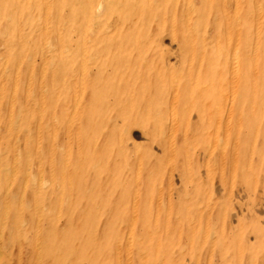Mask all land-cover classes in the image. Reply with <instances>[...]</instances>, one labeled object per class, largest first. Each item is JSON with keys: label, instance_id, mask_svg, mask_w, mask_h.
I'll list each match as a JSON object with an SVG mask.
<instances>
[{"label": "rangeland", "instance_id": "obj_1", "mask_svg": "<svg viewBox=\"0 0 264 264\" xmlns=\"http://www.w3.org/2000/svg\"><path fill=\"white\" fill-rule=\"evenodd\" d=\"M63 1L58 7V0H20L18 3L17 0H0V55L3 54L0 56V153L4 150L0 154V163H3L0 166L4 167L6 164L8 168L6 173L11 172L2 175L3 167L0 169V249L5 255L8 254L9 259L4 264H56L57 259L60 257L62 259L63 256L70 259L69 262L62 260V264H264V123H257L255 119L256 110L261 109L262 112L264 108V102L262 103L264 28L257 39L258 52L254 57L247 56L249 45L245 43L246 41L235 37V34L239 36V32L231 34L232 44L228 45L229 34L226 29L229 25L247 28L249 27L247 23L254 25L255 30L260 29L264 26V9L255 14V0H152L154 3L145 0V4L144 0ZM186 1H191L192 9L183 6ZM259 1L264 0H257ZM85 2L87 4L89 2L90 8L84 7ZM132 2L133 12L130 5ZM235 2L239 4L237 14ZM178 5H181L180 8ZM98 8L103 10L96 11ZM84 13L85 17L91 16L86 19ZM93 13L97 14L96 17ZM188 13L189 20H199L198 32L195 33L205 36V39L201 36L194 37L193 42L198 47V56L196 58L193 54L189 55V59L192 60L190 66H188L190 62L187 65L179 57L182 52H188L182 49L184 27L189 23ZM217 13L222 17H217ZM234 14L238 18L234 17ZM146 15L150 18L148 19ZM81 17L85 18V22ZM233 17L238 20L232 22ZM239 17L242 19L237 24ZM34 22H37V25ZM135 34L144 39L143 42L142 40L139 43L133 42V53L140 54L142 51L137 60L144 61L145 64L148 63V67H152L156 56L160 58L157 60V64L160 61V68L153 70L156 75L159 74L157 75L159 80L162 78L160 81L163 83L160 82V85L156 82L158 80L156 75L155 81L151 75L144 73L143 65L133 63L129 77L131 83L124 84V81L113 73L112 65L107 62L105 51L109 45L115 42H119L120 45L122 38ZM91 35L93 36L90 38ZM6 40L12 43L9 41L5 43ZM218 41L224 46L221 59L225 61V69L222 73L228 72L233 65L230 63H234L231 62L233 58L229 56L234 42L239 43V55L234 64L244 71L247 70L245 64L249 68L246 71L248 81L241 83L237 80L239 83L237 87L240 89L235 93H232L230 88L232 82L231 84L227 82L226 85L222 83L217 89L211 86L216 74L215 70L207 71L205 54L213 51ZM9 44H12L13 48ZM117 47L115 48L118 52L117 57L110 60L111 64L113 61L122 63L119 61L123 52L121 53V46L118 49ZM143 57L144 59H141ZM46 60L50 61L49 64ZM188 67L190 74L198 77V80H190L194 84L191 86L193 95L190 94L191 91L190 93L187 91L184 98L189 103L186 108L187 114H183L179 109L185 108V105L182 104L180 107L175 103L170 92L174 87L166 86L164 80L167 81L170 75L176 74L177 77H181V84H184L186 80L189 81L187 78L189 73L187 76L184 74ZM97 69L99 71H96ZM133 74L139 75L143 83L135 82ZM53 75L58 78L52 86ZM112 76L113 78H109ZM222 78L228 79L229 75ZM251 84L255 86L254 91L246 88ZM61 86L66 88L61 90L63 88ZM183 87L178 88L177 94H186L181 92ZM226 88L231 89V92ZM204 90L205 92H202ZM144 91H147L146 94ZM201 93L208 95L207 100ZM199 96L205 101H199ZM258 97L261 99L260 104L256 101ZM170 98L174 102L169 103L172 101ZM176 102L179 101L176 99ZM121 103L123 105H120ZM66 105L68 110L70 108L69 112L71 111L67 117L63 112ZM87 107H90V110H86ZM262 115L264 118V113ZM67 119L72 120L69 122ZM23 170L27 172L31 182L25 181ZM14 172L13 178L11 174ZM114 175L118 178L122 176L121 182L112 181ZM74 176L76 177L73 178ZM77 178L81 182L76 181ZM22 180L26 182L25 187ZM77 183L83 185V189L80 186L82 190L76 187ZM97 191L101 194L99 195ZM89 212L92 213L88 215ZM82 221H85V225L93 231L88 229L87 233L84 232ZM19 231L23 236L18 234ZM88 232H91L90 236ZM77 239L80 241L77 242ZM66 242L72 245L68 243V247ZM88 243H92L90 248L87 246ZM100 247L102 250L97 252L94 258H88L86 261L81 258L76 262L79 252H94L97 248L100 250ZM53 250L55 252H52ZM18 257H23V260L18 262Z\"/></svg>", "mask_w": 264, "mask_h": 264}, {"label": "bare ground", "instance_id": "obj_2", "mask_svg": "<svg viewBox=\"0 0 264 264\" xmlns=\"http://www.w3.org/2000/svg\"><path fill=\"white\" fill-rule=\"evenodd\" d=\"M20 0H17V3L19 2ZM25 1V0H24ZM30 1V0H29ZM47 1H49V0H47ZM65 1V0H64ZM63 1V2H64ZM87 1V0H86ZM90 1V0H89ZM96 1V0H95ZM140 1V0H139ZM150 1V0H149ZM154 1V0H153ZM152 0L150 1L151 3L153 2ZM163 1V0H162ZM168 1V0H167ZM176 1V0H175ZM194 1V0H193ZM203 1H206V0H203ZM203 1H202V6H204V3H203ZM235 1V0H234ZM238 1V0H237ZM256 2H254V9H255V14L257 13V14H259V11H261V10H263L264 9V1H259V2H257V0H255ZM39 2V1H38ZM38 2H37V4H38ZM62 2V0H58V7H59V4ZM72 2H73V0H72ZM81 2V1H80ZM149 2V3H150ZM156 2V1H155ZM166 2V1H165ZM174 1H172V3H173ZM23 3V2H22ZM30 3V2H29ZM78 3V2H77ZM95 3V2H94ZM140 4L139 2H136V4ZM148 3V2H147ZM154 3V2H153ZM171 3V4H172ZM175 3V2H174ZM208 3V2H207ZM206 3V4H207ZM234 3V2H233ZM236 4V6H234L235 7V14H237V8H238V2H235ZM253 3V2H252ZM16 4V3H15ZM25 4V3H24ZM80 4V3H79ZM88 4H89V2H88ZM88 4L85 2V5H84V7H87V8H90L89 6H88ZM144 4H145V0H144ZM1 5V4H0ZM11 5V4H10ZM14 5V4H13ZM12 5V6H13ZM36 5V4H35ZM46 5H48V3H46ZM120 6H121V4H119ZM130 5H132V12H133V2L130 4ZM141 5H142V3H141ZM165 5H166V3H165ZM170 5V4H169ZM168 5V6H169ZM195 5V4H194ZM227 5V4H226ZM5 6V5H4ZM25 6V5H24ZM32 5H31V3H30V6L29 7H31ZM36 6H38V5H36ZM82 6V5H81ZM98 6V5H97ZM100 6H101V4H100ZM153 6V5H152ZM179 6V8H180V6L181 5H178ZM183 6H186L187 8L186 9H189V8H191L192 7V4H191V1H186V4H184ZM14 7V6H13ZM12 7V8H13ZM15 7H16V5H15ZM14 7V8H15ZM35 7V6H34ZM42 6H39V8H41ZM80 6H78V8H79ZM119 7V6H118ZM147 7H149L148 5H147ZM146 7V8H147ZM9 8V7H8ZM25 8V7H24ZM36 8H38V7H36ZM44 8V7H43ZM47 8V7H46ZM56 8V7H55ZM70 8H72V6H70ZM69 8V9H70ZM175 8H177V6H175ZM178 8V9H179ZM208 8H209V6H208ZM222 8H224V7H222ZM17 9V8H16ZM30 9V8H29ZM149 10H150V8H148ZM152 9H153V7H152ZM167 9V8H166ZM170 9V8H169ZM169 9H168V12H169ZM177 9V10H178ZM183 9H184V7H183ZM192 9V8H191ZM207 9V8H206ZM2 10V9H1ZM10 10V9H9ZM18 10V9H17ZM26 10H28V9H26ZM71 10V9H70ZM81 10V9H80ZM96 11L97 10H100V8H98V9H95ZM103 9H101L100 11H102ZM148 10V11H149ZM173 10V9H172ZM176 10V9H175ZM176 10V11H177ZM19 11V10H18ZM22 11V10H21ZM31 11H32V9H31ZM84 11V10H83ZM99 11V12H100ZM143 11H145V10H143ZM146 11H147V9H146ZM179 11V10H178ZM183 11V10H182ZM185 11V10H184ZM188 11V10H187ZM223 11V10H222ZM1 12V11H0ZM49 12V11H48ZM82 12V11H81ZM85 12V11H84ZM120 12H121V10H120ZM128 12H130V11H128ZM140 13H141V11H139ZM153 12V11H152ZM186 12V11H185ZM254 12V11H253ZM263 12V11H262ZM18 13V12H17ZM22 13V12H21ZM94 13H96V12H94ZM93 13V14H94ZM98 13V12H97ZM144 13V12H143ZM146 13V12H145ZM147 13H149V12H147ZM183 13V12H182ZM24 14V13H23ZM22 14V15H23ZM37 14V13H36ZM53 14V13H52ZM61 14V13H60ZM81 14V13H80ZM85 14L86 13H84V17H85ZM90 14H91V12H90ZM101 14V13H100ZM133 14V13H132ZM152 14V13H151ZM150 14V15H151ZM162 14V13H161ZM163 14H164V12H163ZM167 14V13H166ZM174 14V13H173ZM185 14V13H184ZM187 14V13H186ZM189 14V13H188ZM234 14V15H235ZM8 15H11V14H8ZM35 15V14H34ZM95 15V14H94ZM97 15V14H96ZM96 15H95V17H96ZM99 15V14H98ZM110 15V14H109ZM128 15H129V13H128ZM148 15V14H147ZM147 15H146V17H147ZM21 16V15H20ZM25 16H26V14H25ZM28 16V15H27ZM42 16H43V14H42ZM48 16L50 17V15L48 14ZM61 16V15H60ZM82 16V15H81ZM91 16V15H90ZM90 16H87V17H85L86 19H88V17H90ZM100 16V15H99ZM129 16H131V15H129ZM169 16V14L167 15V17ZM171 16V15H170ZM219 16V13H217V17ZM264 16V15H263ZM11 17V16H10ZM39 17V16H38ZM63 17V16H62ZM108 17V16H107ZM185 17V16H184ZM187 17H188V19H187ZM187 17H185L187 20H189V18H190V14H189V16H187ZM219 17H222V15L221 16H219ZM234 17H236V18H238L236 15L234 16ZM233 17V18H234ZM245 16H243V18H244ZM255 17V16H254ZM259 17V16H258ZM18 18V17H17ZM20 18V17H19ZM23 18H24V16H23ZM43 18V17H42ZM41 18V19H42ZM46 18V17H45ZM48 18V17H47ZM82 18V17H81ZM84 18V19H85ZM148 19L150 18V17H147ZM152 18H153V16H152ZM160 18V17H159ZM170 18V17H169ZM174 18H176V16L174 17ZM1 19H2V17H1ZM7 19V18H6ZM26 19V18H25ZM24 19V20H25ZM56 19V18H55ZM58 19V18H57ZM56 19V20H57ZM78 19V18H77ZM76 19V20H77ZM83 19V18H82ZM84 19H83V21H84ZM144 19H145V17H144ZM155 19V18H154ZM154 19H152V20H154ZM163 19V18H162ZM178 19V18H177ZM242 19V18H241ZM240 17H239V21H236V23L238 22V23H240ZM246 19H247V17H246ZM246 19H243V20H245L246 21ZM8 20V19H7ZM23 20V21H24ZM37 20V19H36ZM46 20V19H45ZM44 20V21H45ZM56 20H55V22H56ZM134 20V19H133ZM158 20V19H157ZM160 20H161V18H160ZM171 20V19H170ZM186 20V21H187ZM223 20V19H222ZM235 20H238V19H235L234 18V20L232 19V22H235ZM255 20V19H254ZM20 21V20H19ZM40 21V20H39ZM42 21V20H41ZM48 21V20H47ZM47 21H46V23H47ZM53 21V20H52ZM52 21H51V23H52ZM61 21H63L62 19H61ZM162 21V20H161ZM249 21V20H248ZM248 21H246V22H248ZM256 21H258V20H256ZM260 21V20H259ZM10 22V21H9ZM50 22V21H49ZM54 22V21H53ZM85 22V21H84ZM89 22V21H88ZM177 22V21H176ZM199 22V20H189V23L187 24V25H185L186 27H184L185 28V31L183 32V34H184V36H183V38L184 39H182V43L184 44L183 45V48L182 49H184V50H186V51H188V52H182V55H180L179 57L181 58V60H182V62L183 63H186L187 65H188V63L190 62V64L188 65V66H190L191 65V63H192V60H190L189 59V55L191 56L192 54L197 58V56H198V47L196 46V44L193 42V39H194V37L196 38V37H200L201 35H197L195 32H198L197 31V23ZM221 22V21H220ZM224 22V21H223ZM225 22H227V19H226V21ZM231 22V23H232ZM21 23V22H20ZM35 23V22H34ZM41 23V22H40ZM51 23H49V24H51ZM146 23V22H145ZM157 23H158V21H157ZM161 23V22H160ZM175 23V22H174ZM179 23H181V22H179ZM184 23V22H183ZM230 23V22H229ZM237 23V24H238ZM255 23V22H254ZM260 23V22H259ZM22 24V23H21ZM20 24V25H21ZM42 24V23H41ZM56 24H57V22H56ZM60 24V23H59ZM89 24V23H88ZM106 24V23H105ZM151 24V23H150ZM149 24V25H150ZM162 24V23H161ZM184 24H186V23H184ZM183 24V25H184ZM227 24V23H226ZM235 24V23H234ZM236 24V25H237ZM1 25H2V23H1ZM16 25H17V23H16ZM23 25V24H22ZM21 25V26H22ZM35 25H37V22L35 23ZM63 25V24H62ZM61 25V26H62ZM85 25V24H84ZM83 25V26H84ZM94 25V24H93ZM93 25H91V26H93ZM148 25V24H147ZM158 25V24H157ZM182 25V24H181ZM208 25V24H207ZM206 25V26H207ZM229 25V24H228ZM227 25V26H228ZM247 25H249V27H247V28H243L242 26H235V25H229V27H227L226 29H227V33L229 34V40H228V45H230V44H232L231 42H232V40H233V38H232V36H231V34L232 33H237V32H239L240 34H239V36H238V34H235L236 36L235 37H237V38H239V39H243V40H245L246 42V44L247 45H249V51H248V55L247 56H250V55H253V57H254V55H256V53L258 52V44H257V39L259 38V36L261 35V29H263L264 28V26L263 27H261L260 29H258V30H255L254 29V25H252L251 23H247ZM260 25V24H259ZM12 26V25H11ZM25 26H27V24L25 25ZM33 26V25H32ZM39 26V25H38ZM38 26H36V27H38ZM49 26V25H48ZM56 26V25H55ZM100 26V25H99ZM104 26V25H103ZM170 26V25H169ZM4 27H5V25H4ZM10 27V26H9ZM30 27V26H29ZM28 27V28H29ZM36 27H35V29H36ZM51 27V26H50ZM50 27H48V28H50ZM114 27V26H113ZM148 26H146V28H147ZM158 27H160V26H158ZM209 27V26H208ZM11 28V27H10ZM43 28V27H42ZM59 28V27H58ZM88 28V27H87ZM95 28V27H94ZM137 28V27H136ZM170 28V27H169ZM172 28V27H171ZM243 28V29H242ZM256 28V27H255ZM22 29V28H21ZM98 29V28H97ZM111 29V28H110ZM148 30H149V28H147ZM146 29V31H148ZM8 30V29H7ZM6 30V31H7ZM31 30V29H30ZM39 30H40V28H39ZM48 30V29H47ZM87 30V29H86ZM109 30V29H108ZM136 30V29H135ZM49 31V30H48ZM58 31H59V29H58ZM61 31V30H60ZM85 31V29H83V32ZM99 31V30H98ZM104 31H105V29H104ZM82 32V33H83ZM87 32V31H86ZM108 32V31H107ZM138 32V31H137ZM170 32V31H169ZM172 32V31H171ZM10 33V32H9ZM20 33H21V31H20ZM106 33V32H105ZM104 33V34H105ZM112 33V32H111ZM111 33H109V34H111ZM146 33V32H145ZM226 33V34H227ZM1 34H3V33H1ZM24 34V33H23ZM30 34H32V33H30ZM38 34H39V32H38ZM40 34H41V32H40ZM49 34V33H48ZM77 34V33H76ZM79 34V33H78ZM84 34V33H83ZM82 34V35H83ZM103 34V33H102ZM209 34V33H208ZM13 35V34H12ZM21 35V34H20ZM61 35V34H60ZM59 35V36H60ZM86 35V34H85ZM84 35V36H85ZM107 35V34H106ZM137 35L138 34H135L134 36L133 35H127L124 39L122 38L121 39V42H120V45H119V42H115V43H113V44H110L109 45V48H107V50L105 51V53L107 54V62H108V64L109 65H112V67H113V69H112V71H113V73H115V74H117V76H119L123 81H124V84L125 83H129L130 82V80H131V78H129L130 76H131V71H130V69L131 68H133V65L131 64V63H133L134 65H143L144 66V73L145 74H149V75H151L152 76V78L153 79H155V81L157 80L156 79V77L158 78V76L157 75H159V74H157L156 75V73H154V71L153 70H155V69H159L160 68V65H159V62L160 61H158V64H157V60H159L160 58H158L159 56H156V58H155V63H153L152 65V67L151 66H149V67H151V68H149L148 66H147V64L148 63H146L145 64V62L144 61H141V60H137V59H139L140 58V54H141V52L142 51H140V54H134L133 53V42L135 43H139V41H141V42H143L144 41V39L143 38H139V37H137ZM145 35V34H144ZM206 35V34H205ZM2 36V35H1ZM5 36V35H4ZM28 36V35H27ZM46 36V35H45ZM93 35H91L90 36V38L92 37ZM140 36V35H139ZM210 36H212V35H210ZM32 37V36H31ZM61 37V36H60ZM89 37V36H88ZM147 37H149V36H147ZM205 36H201V38L202 39H205L204 38ZM228 37V36H227ZM3 38V37H2ZM33 38V37H32ZM31 38V39H32ZM41 38V37H40ZM87 38V37H86ZM236 38V39H237ZM23 39H24V37H23ZM149 39V38H148ZM154 39V38H153ZM201 39V40H202ZM228 39V38H227ZM21 40H22V38H21ZM43 40H45V39H43ZM81 40H82V37H81ZM149 40H151V39H149ZM9 40H6L5 41V43H7ZM40 41V40H39ZM41 41H42V39H41ZM46 41H48V40H46ZM60 41V40H59ZM87 41V40H86ZM205 40H203V42H204ZM9 42H11V41H9ZM8 42V43H9ZM25 42V41H24ZM49 42V41H48ZM84 42V41H83ZM147 42H148V40H147ZM12 43V42H11ZM42 43V42H41ZM44 43V42H43ZM82 43V42H81ZM90 43V42H89ZM18 44V43H17ZM39 44V43H38ZM149 44V43H148ZM150 44H152V42L150 43ZM149 44V45H150ZM6 45V44H5ZM10 45H12V44H9V46ZM45 45V44H44ZM84 45V44H83ZM134 45H136V44H134ZM155 45H156V43H155ZM239 43H235L234 42V44H233V47H232V49H231V55H229L230 57H232L233 59H232V61L231 62H234L235 63V60L237 59V57H238V55H239ZM8 46V45H7ZM26 46V45H25ZM41 46V45H40ZM50 46V45H49ZM57 46V45H56ZM116 46H121V49H122V51H121V53L123 52V54H122V59H121V61H119V62H122L121 64L120 63H114V61L112 62V64H111V62H110V60H112V58L113 57H117V51L115 50V48H116ZM223 45L221 44V42H216V44H215V49L213 50V51H211L210 53H208V54H205L206 55V58H207V60H206V65H207V71H213V70H215L214 71V74H216L215 75V80H212L211 81V83H212V85L211 86H213L214 87V89L216 88L217 89V87L220 85V84H222V83H227V82H229V84H231L230 82H232V85L230 86V88H232V93H235L236 91H238V89H240V88H238L237 86H238V84L239 83H237L239 80V82H241V83H246V81H248V75H247V70L249 69V68H247V65L245 64V66H246V68L245 69H247L246 71H244V69H241L240 68V66H239V68L234 64V63H230V65L231 64H233V65H231V68H229L228 70V72H226L225 74L224 73H222V71L225 69L224 68V63H225V61H222L223 59H221V54L223 53V50H224V46L222 47ZM44 47H46V46H44ZM48 47V46H47ZM89 47V46H88ZM118 47H117V49H118ZM147 47H149L148 45H147ZM155 47V46H154ZM160 47V46H159ZM162 47V46H161ZM12 48H13V45H12ZM54 48V47H53ZM64 48V47H63ZM83 48V47H82ZM81 48V49H82ZM140 48H142V46L140 47ZM158 48V47H157ZM186 48V49H185ZM11 49V48H10ZM38 49H40V47L38 48ZM46 49L47 48H45L44 50L46 51ZM66 49V48H65ZM154 49H156V47L154 48ZM160 49V48H159ZM181 49V50H182ZM17 50V49H16ZM35 50V49H34ZM63 50V49H62ZM83 50V49H82ZM120 50V49H119ZM183 50V51H184ZM7 51H9V48H8V50ZM15 51V50H14ZM13 51V52H14ZM78 51V50H77ZM147 51H148V49H147ZM260 51V50H259ZM11 52H12V50H11ZM35 52V51H34ZM44 52V51H43ZM62 52H64V51H62ZM81 52V51H80ZM15 53H17V52H15ZM57 53H58V51H57ZM86 52H84V54H85ZM147 53V52H146ZM9 54H10V51H9ZM13 54V53H12ZM30 54V53H29ZM59 54V53H58ZM81 55H82V53H80ZM120 54V53H119ZM148 54V53H147ZM159 54V53H158ZM23 55V54H22ZM40 55V54H39ZM86 55H87V53H86ZM0 56H3V54L2 55H0ZM6 56V55H5ZM11 56V55H10ZM62 56V55H61ZM65 56V55H64ZM68 56V55H67ZM69 56H70V54H69ZM77 56H80V55H77ZM97 56H99V55H97ZM106 56V55H105ZM161 56V55H160ZM14 57V56H13ZM23 57V56H22ZM21 57V58H22ZM29 57V56H28ZM45 57V56H44ZM43 57V58H44ZM83 57V56H82ZM103 57V56H102ZM259 57H260V54H259ZM259 57H258V59H259ZM16 58V57H15ZM17 58H19L20 59V56H18ZM26 58H27V55H26ZM25 58V59H26ZM66 58V57H65ZM85 58V57H84ZM189 60H188V59ZM4 59H5V57H4ZM4 59H3V61H4ZM13 59V58H12ZM28 59V58H27ZM26 59V60H27ZM30 59V58H29ZM46 59V58H45ZM44 59V60H45ZM64 59V58H63ZM92 59V58H91ZM91 59H90V61H91ZM93 59H95V58H93ZM92 59V60H93ZM99 59V58H98ZM141 59H144V57L143 58H141ZM153 59H154V57H153ZM81 60V59H80ZM83 60V59H82ZM87 60V59H86ZM10 61H12V60H10ZM21 61V60H20ZM47 61V60H46ZM60 61H61V59H60ZM63 61V60H62ZM83 61H85V60H83ZM82 61V62H83ZM87 61H89V60H87ZM86 61V62H87ZM97 61V60H96ZM116 61V60H115ZM146 61H150V60H146ZM154 61V60H153ZM6 62V61H5ZM17 62H18V60H17ZM31 62V61H30ZM41 62V61H40ZM44 62V61H43ZM50 62V61H49ZM49 62L47 61V64H49ZM52 62V61H51ZM142 62H144V64H142ZM262 62H264V58H263V60H262ZM14 63V62H13ZM23 63V62H22ZM25 63V62H24ZM61 63V62H60ZM73 63H74V61H73ZM72 63V64H73ZM85 63V62H84ZM89 63V62H88ZM88 63H86V65H88ZM93 63V62H92ZM91 63V64H92ZM150 63V62H149ZM152 63V62H151ZM259 63V62H258ZM257 63V64H258ZM17 64V63H16ZM19 64H20V62H19ZM68 64H70V63H68ZM79 64V63H78ZM81 64H83V63H81ZM128 64H130V65H128ZM259 64H261V63H259ZM32 65V64H31ZM35 65V64H34ZM43 65V64H42ZM100 65V64H99ZM262 65V64H261ZM21 66V65H20ZM50 66V65H49ZM139 66V67H140ZM38 67V66H37ZM45 67V66H44ZM43 67V68H44ZM71 67V66H70ZM80 67V66H79ZM100 67V66H99ZM262 67V66H261ZM30 68H32V67H30ZM40 68V67H39ZM42 68V67H41ZM60 68V66L58 67V69ZM82 69H84L85 67H81ZM98 68V67H97ZM138 68V67H137ZM251 68V67H250ZM256 68V67H255ZM260 68V66L258 67V69ZM63 69V68H62ZM61 69V70H62ZM66 69V68H65ZM81 69V70H82ZM126 69V70H125ZM136 69V68H135ZM135 69H133V70H135ZM132 70V71H133ZM190 69H189V67L187 68V70L185 71L186 73H184L186 76H187V74L189 75L187 78H188V80L189 81H185V83L184 84H181V82H180V79H181V77L179 78V77H177V75L176 74H173L172 76L170 75V78H168V80L166 81V80H164V84L167 86L168 85V87H170V86H173L174 88H172V89H170V92H171V94H172V96L174 97L173 99L175 100V103H178V106H180V107H182V104H184L185 105V108H182V109H179L178 107H177V109H179L181 112H183V114H187V112H186V108L188 107V101H187V99H185L184 97H186L187 96V93L189 92V91H191V95H193V88L191 87V86H193L194 84H192L191 83V81L190 80H198V77L196 78L195 77V75H193L192 73L190 74V71H189ZM34 71V70H33ZM38 71H40V69L38 70ZM49 70H47V72H48ZM59 71V70H58ZM96 71H99V69H97ZM261 71V70H260ZM60 72V71H59ZM138 72V71H137ZM148 72V73H147ZM150 72H152V73H150ZM159 72V71H158ZM219 72V73H218ZM253 71H251V73H252ZM15 73H17L18 74V72H15ZM62 73V72H61ZM63 73H65V72H63ZM142 73H143V71H142ZM160 73V72H159ZM162 73V72H161ZM160 73V74H161ZM169 74L170 73H172V72H168ZM167 73V74H168ZM254 73V72H253ZM258 73V72H257ZM21 74V73H20ZM42 74H43V71H42ZM42 74H41V76H42ZM45 74V73H44ZM75 74V73H74ZM73 73H72V75H74ZM77 74V73H76ZM97 74L99 75V73L97 72ZM104 74V73H103ZM111 74V73H110ZM139 74V73H138ZM168 74V75H169ZM231 74H233V75H231ZM259 74V73H258ZM262 74H263V71H262ZM261 74V72H260V76L262 75ZM16 75V74H15ZM59 75H63V74H59ZM71 75V74H70ZM72 75H71V77H72ZM87 76L89 75V74H86ZM134 75V74H133ZM136 75V74H135ZM134 75V79L133 80H136L135 82H137V83H141L142 82V78L139 76V75H137V76H135ZM154 75H156V77L154 76ZM229 75V78L227 79V78H222V77H227ZM40 76V77H41ZM54 76V75H53ZM81 76V75H80ZM80 76H79V78H80ZM104 76H105V74H104ZM108 76V75H107ZM106 76V77H107ZM110 76V75H109ZM164 76V75H163ZM179 76V75H178ZM206 76V75H205ZM67 77V76H66ZM69 77V76H68ZM84 77V76H83ZM116 77V76H115ZM145 77H147V76H145ZM144 77V78H145ZM162 77V76H161ZM58 78V76L56 77V76H54V77H52L51 78V81H53L52 83H51V85L53 86L54 85V83H55V81H56V79ZM62 78V77H61ZM82 78V77H81ZM88 78V77H87ZM109 78H113V76L112 77H109ZM117 78V77H116ZM72 79H73V77H72ZM86 79V78H85ZM91 79H92V77H91ZM94 79V78H93ZM108 79V78H107ZM162 78H160V80H161ZM254 79V78H253ZM261 79H262V77H261ZM80 80V79H79ZM95 80V79H94ZM108 80H113V79H108ZM115 80V79H114ZM147 80V79H146ZM146 80H144V81H146ZM159 80V78H158V80L156 81L159 85H160V82H162L163 83V81H160ZM220 80V81H219ZM238 80V81H237ZM259 80V79H258ZM61 81L62 80H60L59 82L61 83ZM69 81V80H68ZM74 81H76V79L74 80ZM105 82H107L106 80H104ZM151 81V80H150ZM154 81V82H155ZM245 81V82H244ZM250 81H251V79H250ZM256 81H257V79H256ZM70 82V81H69ZM91 82V81H90ZM197 82V81H196ZM252 82V81H251ZM4 83V82H3ZM59 83V84H60ZM75 83V82H74ZM104 83V82H103ZM109 83V82H108ZM116 83H117V81H116ZM131 83V82H130ZM129 83V84H130ZM143 83V82H142ZM237 83V84H236ZM2 84V83H1ZM72 84H73V82H72ZM71 84V85H72ZM82 84V83H81ZM89 84V83H88ZM154 84V83H153ZM157 84V86H159ZM228 84V83H227ZM236 84V85H235ZM78 85V84H77ZM87 85V84H86ZM127 85V84H126ZM137 85V84H136ZM145 86H146V83L144 84ZM155 85V84H154ZM196 85V84H195ZM226 85V84H225ZM256 85H257V83H256ZM68 87H69V85H67ZM80 86V85H79ZM108 86V85H107ZM115 86V85H114ZM113 86V87H114ZM131 86V85H130ZM134 86H135V84H134ZM140 86H143V85H140ZM153 86V85H152ZM182 86H184L183 87V89H182V93H186V94H183V95H181V93H178L177 94V92H179V90H178V88H182ZM221 86V85H220ZM247 86V85H246ZM61 87H63V88H61V90L62 89H64V88H66V86H61ZM83 87V86H82ZM82 87H81V89H82ZM86 87V86H85ZM127 87H128V85H127ZM154 87V86H153ZM199 87H200V85H199ZM264 87V86H263ZM52 88V87H51ZM111 88V87H110ZM134 88V87H133ZM145 88V87H144ZM155 88V87H154ZM165 89H166V87H164ZM229 88V87H228ZM228 88H226L227 89V91L228 92H231V89H228ZM243 88V87H242ZM241 88V89H242ZM247 89L249 88V89H252V91H254L253 89L255 88V86H253V84H251V85H248L247 87H246ZM80 89V88H79ZM78 89V90H79ZM113 89V88H112ZM116 89V88H115ZM114 89V90H115ZM127 89V88H126ZM126 89L124 90L125 91V93L127 92L126 91ZM130 89V88H129ZM158 89L159 88H157V92H158ZM263 89V88H262ZM46 90V89H45ZM132 90V89H131ZM147 90H148V88H147ZM161 90V89H160ZM168 90H169V88H168ZM184 90V91H183ZM198 90V89H197ZM44 91V90H43ZM52 91V90H51ZM76 91V90H75ZM142 92H143V90H141ZM151 91V90H150ZM188 91V92H187ZM224 91H226L225 89H224ZM224 91H222V92H224ZM250 91V90H249ZM61 91L59 90V93H60ZM72 92H73V90H72ZM140 92V91H139ZM138 92V93H139ZM145 92V91H144ZM147 92V91H146ZM146 92L144 93V94H146ZM156 92V93H157ZM159 92H161V91H159ZM198 92V91H197ZM202 92H205V90L204 91H202ZM241 92V91H240ZM112 93H113V91H112ZM124 93V92H123ZM132 93V92H131ZM156 93H154V95H156ZM163 93H164V90H163ZM167 95H169L168 93H169V91H168V93L167 92H165ZM250 93V92H249ZM253 93V92H252ZM263 93V95H264V92H262ZM262 93H261V95H262ZM78 94V93H77ZM77 94H75V95H77ZM143 94V95H144ZM150 94H152V93H150ZM165 94V95H166ZM176 94L178 95V97L176 96ZM190 94H188V96L190 95ZM198 94V93H197ZM228 94V93H227ZM243 94H244V92H243ZM66 95H68V94H66ZM127 95V94H126ZM142 94L140 93V96H141ZM148 95H149V93H148ZM153 95V94H152ZM159 95V94H158ZM201 95L207 100V97H208V95H206V93H201ZM237 95V94H236ZM250 95V94H249ZM71 96H73L74 97V95H71ZM114 96V95H113ZM128 96V95H127ZM146 96V95H145ZM230 97H231V95H229ZM228 96V97H229ZM257 96V95H256ZM61 97H63V96H61ZM60 97V98H61ZM65 97V96H64ZM73 97H72V99H73ZM76 97V96H75ZM79 97V96H78ZM144 97V96H143ZM151 97H153V96H151ZM168 97V96H167ZM170 97H171V95H170ZM200 97V96H199ZM264 97V96H263ZM60 98L58 99V100H60ZM125 98V97H124ZM172 98V97H171ZM170 98V99H171ZM202 97H200L199 98V101H205V99L204 98H202ZM225 98H227V97H225ZM234 98V97H233ZM232 98V99H233ZM53 99V98H52ZM79 99V98H78ZM77 99V100H78ZM153 99V98H152ZM176 99L179 101V102H176ZM204 99V100H203ZM209 99V98H208ZM229 99H231V98H229ZM252 99V98H251ZM262 99H264V98H262ZM57 100V101H58ZM64 100H65V98H64ZM172 100V99H171ZM174 100H172V101H168L169 103H172V102H174ZM185 100V101H184ZM227 100H228V98H227ZM236 100H237V98H236ZM81 101H82V99H81ZM138 101H139V99H138ZM143 101H144V98H143ZM150 101H152V100H150ZM234 101V100H233ZM256 101H258L257 103L258 104H260L261 103V99H260V97H258L257 98V100ZM59 102V101H58ZM69 101H67V103H68ZM135 102V101H134ZM146 102V101H145ZM264 102V100L262 101V103ZM50 103V102H49ZM73 103V102H72ZM71 103V104H72ZM120 103V102H119ZM118 103V104H119ZM148 103H149V101H148ZM167 103V102H166ZM203 102H201V104H202ZM229 103V102H228ZM146 104H147V102H146ZM255 104H256V102H255ZM76 105V104H75ZM120 105H123L122 103L120 104ZM119 105V106H120ZM148 105V104H147ZM218 105V104H217ZM69 106V105H68ZM79 106V105H78ZM83 106V105H82ZM127 106V105H126ZM169 106V105H168ZM172 106V105H171ZM233 106V105H232ZM262 106V105H261ZM71 107H73V106H71ZM75 107V106H74ZM129 107V106H128ZM203 107V106H202ZM234 107V106H233ZM79 108V107H78ZM97 108V107H96ZM117 108V107H116ZM122 108V107H121ZM120 108V109H121ZM145 108H146V106H145ZM170 108V107H169ZM169 108H167V110L169 109ZM173 108H174V106H173ZM258 108V107H257ZM71 109H73V108H71ZM84 109V108H83ZM125 109H126V111H128L127 110V108L125 107ZM143 109V108H142ZM149 109V108H148ZM69 110H70V108H69ZM69 110H68V108H67V105H66V107L63 109V112L65 113V115H66V117L68 116V114L69 113H71V111L69 112ZM73 110H75V109H73ZM86 110H90V107H87L86 108ZM93 110V109H92ZM117 110H119V109H117ZM130 110V109H129ZM145 110V109H144ZM171 110V109H170ZM231 110V109H230ZM261 110V109H260ZM260 110H256V115H255V119H257V123H261V124H263L264 123V118H263V113H264V108H263V110H262V112H260ZM76 111H77V109H76ZM139 111V110H138ZM137 111V112H138ZM159 111V110H158ZM177 111V110H176ZM258 111V112H257ZM146 112V111H145ZM171 112H172V110H171ZM170 112V113H171ZM173 112H174V110H173ZM260 112V113H259ZM73 113V112H72ZM95 113V112H94ZM124 113H127V112H124ZM170 113H168L167 112V114H170ZM230 113V112H229ZM257 113H259V114H257ZM262 113V114H261ZM84 114H86V113H84ZM97 114V113H96ZM164 114H166V113H164ZM173 114H176V113H173ZM182 114V113H181ZM183 114H182V116H183ZM88 115V114H87ZM132 115V114H131ZM161 115H162V117H164V115L161 113ZM179 115V114H178ZM126 116H130V115H126ZM125 116V117H126ZM149 116V115H148ZM158 115H156L155 117H157ZM159 116H160V114H159ZM167 116V115H166ZM181 116V117H182ZM187 116V115H186ZM153 117V116H152ZM168 117H169V115H168ZM180 117V118H181ZM55 117H54V115H53V119H54ZM69 118V117H68ZM92 118V117H91ZM127 118V117H126ZM125 118V119H126ZM158 118V117H157ZM176 118V117H175ZM183 118H185V116H183ZM192 118V117H191ZM65 119V118H64ZM150 119V118H149ZM156 119V118H155ZM174 119V118H173ZM177 119V118H176ZM68 120V119H67ZM70 121L72 120V119H69ZM68 120V121H69ZM93 120V119H92ZM147 120H148V118H147ZM175 120V119H174ZM174 120L172 121V122H174ZM53 121H55V120H53ZM69 121V122H70ZM167 121H169V120H167ZM180 121V120H179ZM211 121V120H210ZM14 122V121H13ZM34 122V121H33ZM67 122V121H66ZM68 122V123H69ZM93 122V121H92ZM164 122V121H163ZM162 122V123H163ZM253 122H255V121H253ZM10 124H12V122H9ZM9 123H7V126H9L8 124ZM94 123V122H93ZM166 123V122H165ZM164 123V124H165ZM170 123H171V121H170ZM178 123H181V122H178ZM95 124V123H94ZM167 124V123H166ZM171 124H173V123H171ZM175 124V123H174ZM254 125H255V123H253ZM252 124V125H253ZM71 125V124H70ZM122 125V124H121ZM156 125V124H155ZM157 125H159V124H157ZM163 125V124H162ZM175 126V125H174ZM47 127V126H46ZM120 127V129H121V126H119ZM223 127V126H222ZM15 128V127H14ZM204 128V127H203ZM215 128L216 127H214V130H215ZM239 128V127H238ZM248 128V127H247ZM88 129V128H87ZM122 129H124V128H122ZM171 130H173L172 128H171ZM224 130V129H223ZM248 130V129H247ZM174 131V130H173ZM213 132V131H212ZM221 132V131H220ZM239 132V131H238ZM89 133V132H88ZM230 133V132H229ZM230 135H231V133H230ZM137 136V135H136ZM135 136V137H136ZM239 136V135H238ZM213 137H215V136H213ZM218 138V137H217ZM180 140V139H179ZM210 140V139H209ZM247 140V139H246ZM245 140V141H246ZM212 142V141H211ZM36 143V142H35ZM213 143V142H212ZM236 143V142H235ZM37 144V143H36ZM127 144V143H126ZM231 144V143H230ZM41 145V144H40ZM101 145V144H100ZM209 145V144H208ZM248 145V144H247ZM39 146V145H38ZM252 146V145H251ZM59 148V147H58ZM247 148V147H246ZM249 148V147H248ZM137 149V148H136ZM209 149V148H208ZM250 150V149H249ZM4 151V150H3ZM2 151V152H3ZM172 151V152H171ZM171 151H169V152H171V156H173L172 155V153H173V150H172V147H171ZM235 151V150H234ZM254 151V150H253ZM1 152V153H2ZM68 152V154H69V151H67ZM0 153V154H1ZM166 153V152H165ZM235 153V152H234ZM254 153V152H253ZM164 154V153H163ZM174 154V153H173ZM252 154V153H251ZM137 155V154H136ZM169 155H170V153H169ZM247 155V154H246ZM68 156V155H67ZM251 156V155H250ZM255 156V155H254ZM3 157V156H2ZM1 157V158H2ZM144 157V156H143ZM168 157V156H167ZM64 158V157H63ZM248 158V157H247ZM83 159V158H82ZM161 159V158H160ZM162 159H164V158H162ZM168 159V158H167ZM111 160V159H110ZM170 160V159H169ZM173 160V159H172ZM4 161V160H3ZM160 161V160H159ZM158 161V162H159ZM166 161V160H165ZM208 161V160H207ZM251 161V160H250ZM1 162H2V160H1ZM47 162V161H46ZM5 164V163H4ZM16 164V163H15ZM0 165H3V163L1 164L0 163ZM6 165V164H5ZM4 165V167H6ZM116 165V164H115ZM10 166V165H9ZM8 166V167H9ZM113 167H114V165H112ZM1 167H3V166H0V169H2ZM3 167V169L2 170H4L3 171V173H2V175L3 174H7V173H11L10 171H8L7 173H6V169H8L7 167L6 168H4ZM103 167V166H102ZM101 167V168H102ZM81 169H82V166L80 167ZM10 170H11V167H10ZM14 170V169H13ZM16 170V169H15ZM78 170V169H77ZM83 170H84V168H83ZM100 170V169H99ZM112 170V169H111ZM41 171V170H40ZM81 171V170H80ZM90 171V170H89ZM113 171V170H112ZM119 171V170H118ZM123 171H124V169H123ZM149 171V170H148ZM150 171H152L151 169H150ZM149 171V172H150ZM13 172V171H12ZM15 172H17V171H15ZM15 172L13 173V174H11V175H13V178H14V175H15ZM19 172H21V170L19 171ZM23 172H24V177H25V181H27V180H30V178L28 177V174H27V172L25 171V170H23ZM64 172V171H63ZM83 172V171H82ZM97 172V171H96ZM109 172V171H108ZM107 172V173H108ZM22 173V172H21ZM53 173V172H52ZM113 173V172H112ZM125 173V172H124ZM18 174V173H17ZM20 174V173H19ZM74 174V173H73ZM78 174V173H77ZM90 174V173H89ZM88 174V175H89ZM150 174H151V172H150ZM149 174V175H150ZM1 175V176H2ZM22 175V174H21ZM21 175H19V177L21 176ZM56 175V174H55ZM121 175V174H120ZM126 176L128 175V174H125ZM154 175V174H153ZM10 176V175H9ZM8 176V177H9ZM33 176V175H32ZM48 176H50V175H48ZM118 176H119V174H118ZM118 176L117 175H114L113 177H112V181H115L116 183H118V182H121L120 181V178L122 177V176H120V178H118ZM24 177L22 178V179H24ZM76 176H74L73 178H75ZM108 177V176H107ZM111 177V176H110ZM3 178V177H2ZM128 178V177H127ZM49 180V179H48ZM48 180H46V181H48ZM73 180V179H72ZM71 180V181H72ZM6 181V180H5ZM11 181V180H10ZM15 182H16V178H15V180H14ZM32 180H30V182H31ZM43 181V180H42ZM76 181H78V178H77V180ZM76 181L74 180L73 181V184L75 183L76 184ZM123 181V180H122ZM135 181V180H134ZM22 182H23V180H22ZM30 182H28L27 184H29ZM41 182V181H40ZM39 182V183H40ZM55 182V181H54ZM63 182V181H62ZM78 182H81V181H78ZM124 182V181H123ZM130 182V181H129ZM20 183V182H19ZM24 183V182H23ZM26 183V182H25ZM25 183H24V186L23 187H25ZM43 183H46V182H44L43 181ZM105 183V182H104ZM126 183V182H125ZM65 184V186L67 185V183H64ZM69 184V183H68ZM74 184V185H75ZM115 184V183H114ZM113 184V185H114ZM124 184V183H123ZM21 185V184H20ZM23 185V184H22ZM30 185V184H29ZM44 185V184H43ZM56 186H57V184H55ZM107 185V184H106ZM117 185V184H116ZM42 186V185H41ZM45 186V185H44ZM80 186L81 185H78V183H77V185H76V187L77 188H80ZM83 186V185H82ZM82 186H81V188H82ZM122 186V185H121ZM127 186V185H126ZM22 187V186H21ZM20 187V188H21ZM28 187H30V186H28ZM43 187V186H42ZM50 187V186H49ZM68 188H69V186H67ZM72 187H73V185H72ZM115 187H117V186H115ZM128 187H130V185L128 186ZM128 187H126V188H128ZM27 188V187H26ZM44 188V187H43ZM80 188V190H82ZM103 188V187H102ZM22 189H24V188H22ZM48 189V188H47ZM98 189H100V188H98ZM119 189H120V187H119ZM21 190V189H20ZM19 190V191H20ZM57 190H59V189H57ZM67 190V189H66ZM65 190V191H66ZM73 190V189H72ZM6 192V191H5ZM32 192V191H31ZM41 192V191H40ZM53 192H54V190H53ZM67 192H68V190H67ZM82 192V191H81ZM98 192V191H97ZM38 193V192H37ZM99 193V192H98ZM68 194V193H67ZM78 194V193H77ZM101 193H99V195H100ZM8 195V194H7ZM10 195V194H9ZM98 195V194H97ZM98 195V196H99ZM103 195H105V193L103 194ZM14 197V196H13ZM12 197V198H13ZM63 197H64V195H63ZM72 197V196H71ZM7 198V197H6ZM9 198H10V196H9ZM39 198V197H38ZM66 198V197H65ZM81 198V197H80ZM98 197H96V199H97ZM107 198H109V197H107ZM13 199H16V198H13ZM55 199V198H54ZM44 200V199H43ZM42 200V201H43ZM89 200H91V199H89ZM101 200V199H100ZM14 201V200H13ZM19 201H20V199H19ZM45 201V200H44ZM58 201H59V199H58ZM57 201V202H58ZM111 201V200H110ZM93 202V201H92ZM6 203H7V201H6ZM24 203V202H23ZM62 203V202H61ZM55 204V203H54ZM56 204H58V203H56ZM8 205V204H7ZM18 205V204H17ZM45 205V204H44ZM92 205H93V203H92ZM91 205V206H92ZM20 206V205H19ZM65 206V205H64ZM45 207V206H44ZM41 208V207H40ZM51 208V207H50ZM68 208V207H67ZM93 208H94V206H93ZM42 209H43V206H42ZM69 209V208H68ZM102 209V208H101ZM40 209L38 208V210L37 211H39ZM90 210V209H89ZM54 211V210H53ZM67 211V210H66ZM87 211H88V208H87ZM93 211V210H92ZM94 211H95V209H94ZM108 210H106V212H107ZM105 212V211H104ZM39 213V212H38ZM42 214L44 213V212H41ZM55 214H57L56 212H54ZM85 213V212H84ZM92 212H89L88 213V215L89 214H91ZM95 213V212H94ZM100 213V212H99ZM109 213V212H108ZM108 213H107V216H108ZM51 214V213H50ZM106 214V213H105ZM39 215V214H38ZM60 215V214H59ZM70 215V213L68 214V216ZM95 215V214H94ZM111 215V214H110ZM54 216V215H53ZM92 216V215H91ZM98 216V215H97ZM114 215H112V217H113ZM231 216V215H230ZM38 217V216H37ZM43 217V216H42ZM41 217V218H42ZM55 217V216H54ZM88 217V216H87ZM96 217V216H95ZM134 217V216H133ZM53 218V217H52ZM67 218V217H66ZM89 219V218H88ZM114 219V218H113ZM55 220V219H54ZM90 220V219H89ZM189 220V219H188ZM68 221H70V220H68ZM91 221V220H90ZM191 221V220H190ZM83 222V221H82ZM85 222V221H84ZM83 222V223H84ZM83 223H80V225H82ZM20 224V223H19ZM24 224V223H23ZM22 224V225H23ZM115 224V223H114ZM16 225V224H15ZM63 225V224H62ZM61 225V226H62ZM88 225H89V222H88ZM39 226V225H38ZM37 226V227H38ZM84 228H82V229H85L84 230V232H86V231H88V227H87V225H85V223L82 225ZM92 225H90V227H91ZM19 227H21V225L19 226ZM60 227V226H59ZM79 227H81V226H79ZM129 227H131V226H129ZM2 228V227H1ZM37 229V228H36ZM75 229H76V227H75ZM92 229H93V227H92ZM148 229V228H147ZM19 230V229H18ZM205 230V229H204ZM2 231V230H1ZM69 231H71V229L69 228ZM76 231V230H75ZM74 231V232H75ZM83 231V230H82ZM89 231H93V230H91V228L89 229ZM20 232V231H19ZM192 232V231H191ZM14 233H16V232H14ZM87 233V232H86ZM89 233V232H88ZM3 234V233H2ZM18 234H21V232L20 233H18ZM58 234V233H57ZM75 234H76V232H75ZM90 234H91V232L89 233V236H90ZM149 234V233H148ZM71 235V234H70ZM78 235H79V233H78ZM20 236H23L22 234L20 235ZM58 236V235H57ZM65 236V235H64ZM75 236V235H74ZM82 236V235H81ZM147 236V235H146ZM25 237V236H24ZM39 237V236H38ZM79 237V236H78ZM57 238V237H56ZM69 238V237H68ZM87 238V237H86ZM131 237H129V239H130ZM262 238V237H261ZM54 239H55V237H54ZM63 239H65V238H63ZM63 239H61V241L63 240ZM84 239V238H83ZM82 239V240H83ZM48 240V239H47ZM53 240V239H52ZM56 240V239H55ZM75 240H76V236H75ZM78 240V239H77ZM85 240H88V239H85ZM23 241V240H22ZM26 241V240H25ZM54 241V240H53ZM61 241H60V243H61ZM67 241H69V240H67ZM80 240H78L77 242H79ZM84 241V240H83ZM92 241V240H91ZM40 242V241H39ZM38 242V243H39ZM64 242V241H63ZM90 242V241H89ZM67 243V246H68V243L69 242H66ZM72 243V242H71ZM85 244L87 243V241L86 242H84ZM94 243V242H93ZM192 243H194V241L192 242ZM21 244V243H20ZM70 244V243H69ZM75 244V243H74ZM79 244V243H78ZM77 244V245H78ZM89 244V243H88ZM87 244V246H88V248H90L89 246H91V244L92 243H90L89 245ZM127 244V243H126ZM129 244V243H128ZM18 245V244H17ZM40 246H41V244H39ZM70 245H72V244H70ZM76 245V246H77ZM80 245V244H79ZM43 246V245H42ZM63 246H65V244L63 245ZM75 246V245H74ZM75 246V247H76ZM93 246V245H92ZM69 247V246H68ZM85 247V246H84ZM37 248H39V247H37ZM78 248H80V247H78ZM82 248H83V246H82ZM93 248H94V246H93ZM71 249H72V246H71ZM77 249V248H76ZM84 249H86V248H84ZM100 250H98V248H97V250L96 251H94V252H86V251H81V252H79L78 254H77V256H76V262H78L79 261V259H81V258H83V259H85V261H86V259H88V258H94L95 257V255L97 254V252H99V251H101L102 250V248L100 247L99 248ZM51 250V249H50ZM68 250V249H67ZM83 250V249H82ZM34 251V250H33ZM64 251V250H63ZM71 251V250H70ZM69 251V252H70ZM78 251V250H77ZM52 252H55L54 250L52 251ZM73 252V251H72ZM71 252V253H72ZM39 253V252H38ZM73 254V253H72ZM8 255V254H7ZM7 255H5L3 252H1V249H0V261H1V264H4L5 262H7V261H9V259H8V257H7ZM69 255V254H68ZM207 256V255H206ZM21 257V256H20ZM20 257H18L19 259H18V262H21V260H23V257L22 258H20ZM209 258V257H208ZM11 259V258H10ZM70 259V258H69ZM66 256H63L62 257V259H61V257H60V259H57V263L56 264H59V263H63V262H61L62 260H66L67 262H69L68 260H69ZM53 260V259H52ZM56 261V260H55ZM115 263V262H114Z\"/></svg>", "mask_w": 264, "mask_h": 264}]
</instances>
